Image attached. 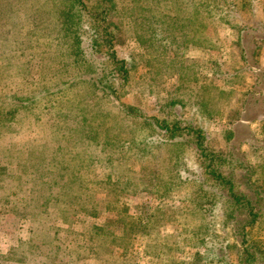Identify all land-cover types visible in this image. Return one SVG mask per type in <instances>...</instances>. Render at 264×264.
<instances>
[{
  "label": "rangeland",
  "instance_id": "1",
  "mask_svg": "<svg viewBox=\"0 0 264 264\" xmlns=\"http://www.w3.org/2000/svg\"><path fill=\"white\" fill-rule=\"evenodd\" d=\"M255 80L264 0H0V264H264Z\"/></svg>",
  "mask_w": 264,
  "mask_h": 264
},
{
  "label": "trees",
  "instance_id": "2",
  "mask_svg": "<svg viewBox=\"0 0 264 264\" xmlns=\"http://www.w3.org/2000/svg\"><path fill=\"white\" fill-rule=\"evenodd\" d=\"M78 1L81 2V0H78ZM251 42H253V41H251ZM251 42L246 41V42H241V44H240L239 52L241 53L240 62L243 64L242 68H246L245 64L247 61H249L247 55L244 56V53L247 51V49H249L248 45ZM257 47H258V45L256 44L254 46V50L252 51V54L256 53ZM244 50H245V52H244ZM112 56H113V60L117 63L118 70L122 71V72H120L121 76H126L127 70H126V67L124 65V59L117 58L114 50H112ZM234 57H236V54L233 55V58ZM256 82H258V80H255V81L251 82L249 85H247V87L249 89L244 91V93L242 94L244 97L242 98V101L240 103L241 113L238 116V119L236 121L237 123L234 122L232 124L233 126H232L231 130L228 132V137L230 139L235 138L236 125L237 126H244V128H246L247 131H249L248 121L250 120L251 116H254L256 118L257 117L261 118V116H259V115L260 114L262 115L264 113V106L257 105V103H261V101L264 100V96H262V94H261V90H262L261 85H258V87H257ZM238 112H239V110H238ZM153 121H154V123H153L154 125H156V126L158 125V126L163 127V130L165 132H168L171 135H174L175 133L180 132L183 129L186 130V132H188V135L190 134L194 138V143H196V146L200 150V154H204V157L211 156V157H209L210 161L213 160V155H215V153L205 151V149H206V145L204 143L205 137H204V134L202 133L200 127H196L193 124H189V121H186L183 124H181L178 120L168 122L164 119L153 118ZM186 139H188V138H186ZM206 171L209 172L210 175L217 177L219 179L224 178L222 175V172L217 170V169L216 170H214V169H208L207 170L206 169ZM231 186H232V184L230 186H228V191L230 190ZM229 198H231V200H233L234 202H239V199H240L238 193L236 194L232 191H230V193H229ZM248 256L249 255L247 253L246 256L244 257V259H247Z\"/></svg>",
  "mask_w": 264,
  "mask_h": 264
}]
</instances>
